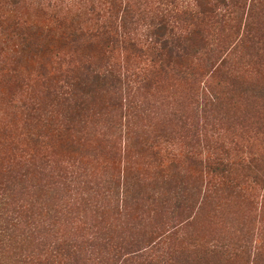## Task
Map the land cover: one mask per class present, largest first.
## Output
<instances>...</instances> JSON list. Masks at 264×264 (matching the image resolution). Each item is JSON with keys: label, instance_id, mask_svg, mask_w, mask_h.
Masks as SVG:
<instances>
[{"label": "rangeland", "instance_id": "obj_1", "mask_svg": "<svg viewBox=\"0 0 264 264\" xmlns=\"http://www.w3.org/2000/svg\"><path fill=\"white\" fill-rule=\"evenodd\" d=\"M126 4L189 53L76 88ZM0 264H264V0H0Z\"/></svg>", "mask_w": 264, "mask_h": 264}, {"label": "trees", "instance_id": "obj_2", "mask_svg": "<svg viewBox=\"0 0 264 264\" xmlns=\"http://www.w3.org/2000/svg\"><path fill=\"white\" fill-rule=\"evenodd\" d=\"M207 1L208 0H206V2ZM222 1L223 0H221V2ZM207 6V10L204 11L206 14L216 13V6H211L210 4H207ZM93 7V9H96L95 5H93ZM101 9L100 7L98 12H100ZM130 13H133V11L126 4L121 15L118 14V11L117 14L115 13L113 16L112 14L110 16H105V14L99 15L92 23L94 24L93 26L89 25L85 27L86 25H83V27L80 28V31H82L81 36L87 37L90 44L98 43V57L103 58L104 65H101L99 61H93L91 58H86L85 60L72 59V63L74 64H71L70 67H72V69L69 67L68 71L78 72L80 81L76 88L81 85L82 90V84H86V86H98L100 84L106 85L108 82H115L117 86H121L122 84H126L128 82L127 80L132 76L137 78L142 77L145 81L150 80V73L140 75L135 68L132 67V73H130L125 65L121 66L113 62L112 52L114 50L120 49L128 53L127 60L132 59V57H140L138 54L143 56L147 55L149 58L146 57L145 61L149 64L148 66L159 69L168 67L171 63L177 62V60L182 59L189 53L187 50L189 38L185 35L177 34L169 21L161 19L156 26L157 31L152 32L151 35H145L137 31V20L130 16ZM64 34L67 36V40L65 41L67 44L76 42L73 37H69V35L62 30L61 35L64 36ZM64 82L67 81L65 80ZM64 82H62V90H60L58 94L62 95L61 98L63 100L73 101V108H82L85 105V101L82 98L81 100H75L72 96L74 92L71 94L67 91L68 88L64 90ZM72 88L73 90L76 89L73 85ZM26 217L31 219L30 215H26ZM20 257H24V254Z\"/></svg>", "mask_w": 264, "mask_h": 264}]
</instances>
